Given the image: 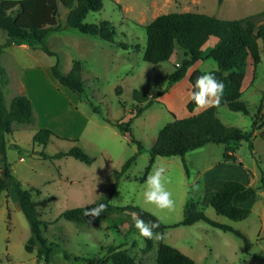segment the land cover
I'll use <instances>...</instances> for the list:
<instances>
[{"label":"rangeland","instance_id":"obj_1","mask_svg":"<svg viewBox=\"0 0 264 264\" xmlns=\"http://www.w3.org/2000/svg\"><path fill=\"white\" fill-rule=\"evenodd\" d=\"M263 8L264 0H222L220 4L217 0H104L101 10L87 14L85 21L107 20L114 25L118 39L137 46L136 49L121 50L68 27L65 21L68 9L59 6L57 22L60 29L49 32L43 39V44L56 55H45L44 63H54L58 58L60 71L66 73L73 60H80L83 93L53 87L47 76L27 77L31 81V84L30 81L27 83L36 121L34 119L35 123L26 127L14 125L13 132L4 137L12 175L23 188L33 189L32 203L38 218L47 224L42 233L51 243L48 264H87L85 260L103 259L108 249L114 247L126 249L136 264H155L160 242L184 251L195 264H264V188L257 190L255 196L250 198V214L239 221L217 214L211 206L202 202L196 175L198 170L221 158L222 144L207 143L187 152L184 156L187 174L179 156H155L149 173L144 175L149 161L148 149L154 143L158 130L172 120V114L176 118L187 115L182 100L190 93V88L186 85L188 82L181 79L160 95H163V99L156 97L165 88L167 76L174 65L179 63L177 49L164 62L150 64L142 60L144 26L157 15L190 11L221 19H238L259 13ZM260 19L264 20V16ZM93 40L101 45H94ZM32 43L38 46V43ZM210 43L204 45L203 49L209 47ZM11 50V55L6 53L0 56V65L6 67L11 75L14 73L12 56L16 57L18 63H43L39 49L27 51L21 45H15ZM260 56V63L255 69L248 68V79L241 89L240 100L248 114L220 106L217 116L223 124L249 131L251 117L256 115L260 104L264 107V46ZM215 66L214 61L208 58L201 61L198 68L203 71ZM15 67L18 75V66ZM117 86H120L119 94L115 92ZM17 88L16 82L8 80L3 92L6 104L16 94ZM134 90L154 98L155 102L130 124L134 139L141 142L145 149L119 179L118 188L110 199L112 208L97 226H78L60 218L66 209L89 205L106 197L113 183V171L120 170L125 160L136 152L135 143L103 120L126 121L129 117L133 118L135 108L145 103L133 99ZM94 106L99 113L93 111ZM37 122L50 124L51 131L63 139L52 138L44 147L33 143ZM261 130L252 133V152L245 141L231 142L237 164L242 163L245 172H259L257 177L249 176V185L253 187L259 185L260 172L264 177ZM81 131L80 139L74 136ZM72 145L83 148L94 161L86 165L72 157L42 159L39 156L41 151L52 155ZM158 166L165 167L173 177L172 183L166 185L174 200L172 208L160 209L143 198L146 178ZM186 203H194L210 219L239 230L248 239V249L238 236L202 221L172 227V224L182 220ZM125 205L139 206L171 226L164 229L159 238L157 234L153 235V246L148 252H144V242L139 232L127 231L134 220L128 210L120 211L119 208ZM29 235L28 222L8 183L0 193V264H44L42 259L36 258L35 249L31 252L24 249Z\"/></svg>","mask_w":264,"mask_h":264},{"label":"trees","instance_id":"obj_2","mask_svg":"<svg viewBox=\"0 0 264 264\" xmlns=\"http://www.w3.org/2000/svg\"><path fill=\"white\" fill-rule=\"evenodd\" d=\"M104 0H0V32L3 40L0 42V55L10 46L13 40L25 42H36L39 48L47 55L54 56L55 52L50 51L44 44L43 39L49 32L60 29L57 22L59 6L67 8L66 25L76 29L82 34L95 36L121 50L136 49V45L129 44L117 38V32L112 23L107 20L96 22H86L87 14L98 12L103 6ZM222 0H217L220 4ZM264 12L248 15L238 19H221L214 15L190 11H171L154 17L144 26L145 44L142 51V60L157 64L169 60L174 50L179 51V65H174L172 72L167 76L165 88L157 96L165 93L171 85L181 80L187 69L195 62L210 58L215 63L213 71L215 77L224 84L223 94L220 97L219 105L210 106L206 109L193 113L197 107L190 99L185 104V110L189 114L186 117L176 118L172 114V120L165 123L157 132L156 139L148 149L149 161L145 168L144 175L149 172L155 156L171 157L179 156L185 173L187 167L184 156L187 152L200 148L207 143L224 144L222 159L235 162L234 155L230 154L231 142H247L250 151H253L252 133L259 130L264 141V107L260 104L256 115L251 117L249 131H243L238 127L223 124L217 116V109L225 105L231 111L248 114L245 104L240 100L241 84L245 74L246 61L252 60L255 67L260 62L259 45L264 46V20L260 17ZM120 36L124 37L123 34ZM210 43V49L203 55V46ZM53 78L70 91L83 93L82 65L80 61L73 60L67 73H62L59 69V61L50 67ZM204 72L194 69L189 77L188 83L190 91L194 90L196 78ZM8 83V76L5 69L0 65V193L4 191L8 183L13 188V193L21 212L29 225L30 235L27 238L24 249L27 252L36 250V258L42 259L44 264L50 260L51 243L47 242L43 235V230L47 224L38 218L35 207L31 200L32 188L25 189L21 183L14 178L11 165L6 157V141L4 136L11 134L14 125H27L34 122L33 105L31 100L23 95L13 96L6 104L4 88ZM117 94L120 93V86L115 88ZM138 95L140 98H138ZM132 97L137 101H144V105L135 108L133 118L126 121H112L108 118L103 120L115 127L120 133L126 135L132 143L136 145V152L127 158L120 170L113 171V183L110 186L108 195L98 201L85 206L73 207L64 210L60 218L71 221L78 226H97L103 216L112 208L110 202L112 194L117 190L119 179L134 162L137 155L145 148L141 142L134 139L130 130L132 119L141 115L154 102V98H148L138 91L132 92ZM155 97V98H156ZM93 111L99 113L97 107ZM257 120L258 122L257 124ZM52 138H60L50 129L38 128L33 136L32 142L45 146ZM63 139V138H61ZM42 159H58L62 157H72L78 161L89 165L94 158L88 155L80 146L72 145L65 151H57L48 155L43 151L39 152ZM264 188L263 172H260L258 186H246L237 180H226L219 189L210 197L207 204L213 210L232 221L245 219L250 210L239 206L253 196L257 190ZM98 203L107 205L100 216L92 217L85 215V209L96 207ZM120 211L128 210L145 222H155L159 226L153 229V235L160 234L167 227L178 225L188 226L198 221H202L211 227L222 231H229L238 236L244 244L245 249L249 247L246 236L239 230L231 226L216 222L207 217L202 208H198L194 203H186L183 210V218L171 226L162 223L157 217L136 205L121 206ZM139 232L135 227V222L129 224L128 230ZM144 242V252H148L152 246L151 239L142 237ZM87 264H136L133 257L126 249L119 247L109 248L107 255L103 259H87ZM155 264H195L193 259L182 253L179 249L162 242L158 243L155 256Z\"/></svg>","mask_w":264,"mask_h":264},{"label":"crops","instance_id":"obj_3","mask_svg":"<svg viewBox=\"0 0 264 264\" xmlns=\"http://www.w3.org/2000/svg\"><path fill=\"white\" fill-rule=\"evenodd\" d=\"M261 11H264V8ZM261 11H259V12H261ZM84 35H89V34H84ZM90 36H92V35H90ZM93 37H95V36H93ZM2 40H3V35L0 32V42H2ZM101 41H103V40H101ZM93 43L96 46L97 45H101V44H99V42H97V40H93ZM15 45H17V46H20L21 45V47H24L27 51H31L30 49H32V50L39 49L40 51H42L39 48V45L35 47L34 46L35 44H33L32 42H25V41H20V40H13L10 43V46L7 47L0 56L7 55L6 53H8V55H11V51H12L11 49L13 47H15ZM258 45H259V53H260V51L262 52V47L263 46L261 45L260 42H258ZM209 49H210V47H207L206 49H203V55H206L207 52L209 51ZM45 55H47L45 52H43V51L40 52V57L42 58V62L43 63H41L39 61L37 64L35 63L34 65L33 64L32 65H29V64H24V63H18V61H16L17 59L15 60L16 57L15 56H12V60H13L12 63H14L13 64V66H14V69H13L14 70V73H13V75H11V73L8 72V70H7L6 67H4V69L9 74L8 80L9 81L16 82V85L18 86L17 92H16L15 95H17V94H23V95L27 96L31 100V102H32L33 98L31 97V94L28 91L29 85L27 83L28 81H30L29 79H27V77H30V76H32V78H34V77L44 78V77L47 76V78L50 79L51 84H53L52 85L53 87H57L58 86L59 89H62V88L64 89L65 88V87H62L53 78V76L51 74V71H50V67H51V65L53 63H51V64L50 63H44L45 62V59H44ZM260 60H261V56H260ZM78 61H80V60H78ZM201 61H203V60H200V61L195 62L192 66H190L187 69V72H186L185 76L182 78L183 81L188 82V77H189L190 73L194 69H198L199 70L198 65L201 63ZM80 63H81V61H80ZM15 65L18 66V68H17L18 75L16 74V67H15ZM249 67H252V69H255V67L252 64V60L250 58H248L247 61H246L245 74H244V78L242 80L241 89H242L243 84L245 83V80L248 79L247 78L248 77V71L247 70H248ZM214 68H209V69L203 70V72L210 71V70H212ZM29 84H31V81L29 82ZM186 85L188 86V88H190L189 83L186 84ZM190 94H191V91H190V93H188V95H185L184 96V99L182 100V105H184V104H186L188 102V100L190 99ZM162 96H160L161 99H163ZM206 108L207 107H199V106H197L194 109L193 113H198V112H200V111H202V110H204ZM171 109H173L172 106H171ZM188 115L189 114L187 113L186 116H188ZM34 119L36 121V118H34ZM35 121L33 122V124L35 123ZM28 125L29 124L24 125V126L21 125L20 127H26ZM41 127L49 128L50 130L52 129V127H51L50 124H46V123L40 124L39 122H37V129L38 128H41ZM81 135H82V131L78 135L76 134L74 136H76L78 139H80L81 138ZM58 139H61V138H58ZM232 144L233 143L227 144V147H230L231 148V151H229V153L232 154V155H234L235 158H237L236 155L234 154V150L232 149L234 147V145H232ZM222 145L224 146L223 147V150H224L225 145L224 144H222ZM81 147L85 148L84 145H82V144H81ZM241 164L242 163H240V165H239V163L237 164V160H235V162L225 161V160L222 159V155H221V158L219 160H217V161L215 160L213 163H210L209 165H206L202 170H198V174L196 175L195 181L198 182L199 192L203 196V199H202L203 204H205V203L208 202V200L210 199V197L219 189V187L226 180H237V181L243 183L246 186H251V185H249L250 184L249 176L251 175L250 177H257V175H258L259 172H245L244 171V168H243V166ZM253 196H255V195H253ZM253 196H251L250 198H252ZM250 198L248 200L242 202V203H239V206L244 207V208H249L248 202L250 201ZM181 252L182 253H185L184 251H181ZM185 255H186V253H185ZM187 256H189V255H187Z\"/></svg>","mask_w":264,"mask_h":264},{"label":"clouds","instance_id":"obj_4","mask_svg":"<svg viewBox=\"0 0 264 264\" xmlns=\"http://www.w3.org/2000/svg\"><path fill=\"white\" fill-rule=\"evenodd\" d=\"M179 67L180 65L178 64L177 68ZM223 90L224 84L215 77L214 72L205 71L196 78L194 90L190 94V101L195 102L199 107L217 106L219 105ZM172 180V175L168 174L165 167L158 166L154 168L145 181L144 200L156 205L160 209L172 208L174 205L172 193L166 188V185L172 183ZM106 207V204L98 203L96 207L85 209V215L92 217L100 216ZM132 218L135 222V227L139 230V236L151 239L153 229L159 225L155 222H145L135 214H133ZM157 238H159V234H157Z\"/></svg>","mask_w":264,"mask_h":264}]
</instances>
